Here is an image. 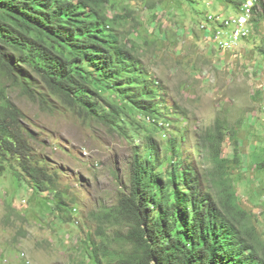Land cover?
<instances>
[{
	"label": "trees",
	"instance_id": "1",
	"mask_svg": "<svg viewBox=\"0 0 264 264\" xmlns=\"http://www.w3.org/2000/svg\"><path fill=\"white\" fill-rule=\"evenodd\" d=\"M106 2L0 0V161L14 159L33 188L53 192L63 222L72 212L71 202L56 188L55 175L27 156L22 115L5 97L6 82L32 99L28 76L34 75L76 115L119 134L135 131L138 115H148L156 124L170 110L163 90L135 54L133 41L121 40L115 30L131 13L108 20ZM257 5L264 9L262 0L255 9ZM262 19L260 13L254 24ZM106 21L112 29L106 28ZM226 130L216 119L197 132L200 142L194 133V152L201 156L203 173L194 163L184 164L174 141L162 157L153 136L146 135L131 159L127 190L111 208L91 213L97 224L94 235L87 237L92 263L264 264L243 239L253 235L252 226L238 207L230 178L228 165H238L239 155L235 150L232 159L221 156ZM231 131L227 133L233 135ZM109 227L125 231L109 237ZM113 244L117 248L112 249Z\"/></svg>",
	"mask_w": 264,
	"mask_h": 264
},
{
	"label": "rangeland",
	"instance_id": "2",
	"mask_svg": "<svg viewBox=\"0 0 264 264\" xmlns=\"http://www.w3.org/2000/svg\"><path fill=\"white\" fill-rule=\"evenodd\" d=\"M194 1L192 5L188 0H115L116 12H123V6L132 12L117 29L139 46L150 75L166 88V99L187 108L189 119L177 121L175 129L182 130V122L188 120L191 139L196 132L200 142L197 132L212 126L217 116L233 127L235 135L226 137L222 157H234L235 143H241V164L228 165L230 178L238 207L252 214L250 224L263 243L260 252L264 254V19L256 25L251 20L252 34L237 51H222L204 41L194 24L205 13H231V7L223 8L229 0ZM194 10L202 13L195 15ZM257 11L254 19L264 15L261 6ZM194 16H198L195 23ZM9 96L38 137L34 145L57 172L60 188L77 203L73 205L77 208L73 217L77 227L66 225L58 232L56 213L39 202L45 195L35 193L31 198L28 187H17V179L1 173L0 264H27V260L28 264H90L83 242L97 225L91 213L111 208L127 189L129 162L141 135L127 139L98 123H83L65 110L45 112L15 90L10 89ZM137 121L143 128L149 127ZM162 134H156L155 139L158 141ZM186 135L190 141L189 133ZM193 156L202 171L201 156ZM51 197L47 195L48 200ZM117 231L124 229L109 227L107 234L111 237ZM111 248H117L116 244ZM22 254L25 258H20Z\"/></svg>",
	"mask_w": 264,
	"mask_h": 264
},
{
	"label": "clouds",
	"instance_id": "3",
	"mask_svg": "<svg viewBox=\"0 0 264 264\" xmlns=\"http://www.w3.org/2000/svg\"><path fill=\"white\" fill-rule=\"evenodd\" d=\"M114 1L115 0H108V2L103 4L104 10L106 11V18L108 20H111V21L115 20L114 19L115 15H124V14L132 13L131 11L126 10L127 9L126 6L122 7L124 9L123 12H119V11L116 12V10L114 9ZM123 1L132 2V1H136V0H123ZM188 1H189V3H193L192 5H194V2H192L191 0H188ZM235 1L236 0H229L228 5L223 6V8L231 7L233 9L231 11V13H229V14H226L223 12L205 13L201 20L199 18L198 22H196L198 16H194L195 17L194 23L196 22V24H194V28L197 31L202 32V34L204 35L203 36L204 41L209 43V45L214 46V48L220 49L222 51H226V50L237 51L240 48L242 42L247 40L250 37V35L252 34L251 20H253V17H255L257 15V12H258L257 11L258 5H257V9H255L257 0H241L239 2L240 3L239 5L236 4ZM206 4H207V6H211L212 2H206ZM77 6H82V5H77ZM86 8H89V7H86ZM112 10H114L115 12H113ZM109 13H112L111 16L109 15ZM193 13L195 15H200V13H202V12L198 13L194 10ZM241 16H246V18H247V22L245 23V25L242 28L243 30L245 29V31H247V35H241L236 40H233V32L236 30V27L233 24L227 25L226 20H229L231 18H239ZM105 25H106V28L112 29V27H111L112 25L110 23H108L107 21H106ZM115 30L117 33H119L118 29H115ZM120 37L122 38L121 40H123V41L130 40V39H125L124 37H122V35ZM222 40L233 41V42H235V44H233L230 47H223V46H221V43H220V41H222ZM131 41H132V39H131ZM133 43L135 44L134 46H136L135 47L136 50H134L135 54L140 57V60L142 61L145 70L148 72L151 81L156 80V82H157L156 86L161 87V89L163 90L166 108L170 109V110H169L168 114L162 115L160 117V119L158 121H156V124L154 123V120L148 115L145 116V115L141 114V115L136 116L137 119L141 120L144 123H147V125L149 126L148 128H143L141 126V124L136 119V121H137L136 128L137 129L135 131L128 130L126 134H123V133L119 134V133H115V132L114 133L119 135V136H124L127 139H133L137 135H141L139 137L140 138L139 145H135L136 149L133 152L131 159H132L134 153L143 147V145L145 143V141H144L145 136L146 135L147 136L152 135L154 140H155V145L157 146L156 148L158 150L159 155H161L162 157H166L167 156V148L170 145V143H172L174 141L176 143L175 146L176 147L179 146V148H180V155H182L184 164L186 165L187 162L188 163H194V164H196V166L199 170V164H198L199 162H195V159L193 158L194 157L193 155H196L197 157H198V155L194 152V145H193L194 141H193V139H191V132H189L190 127H192L191 124L188 123V120H186V121L182 122V130L180 128L175 129L176 128L175 125H176L177 121H179L181 119H189L187 108H185L184 106L182 107V108H185V111H186V114H185L183 112V110L181 109V106L178 105L177 101H175L173 99H172V101H168L166 99V95H167L166 94V88L162 84H160V81L155 76L150 75L149 69L147 68V66L143 62L142 56L139 52V46L136 45L134 40H133ZM28 78H30L29 88L31 87V90L35 96L34 98L32 97V99H31L30 97L26 96L24 94V92L19 87H16L15 85H12V84L7 83V82H6V86H5V88H6L5 97L16 107L18 112L21 113V115H22V118L20 120H21L22 127L24 129L23 136H24V138H25V140H26V142L30 148V150L26 151L27 156L29 154H31L30 158H31V161L33 164L36 163V165H38V166H43L48 170L49 173H52L55 175V180H56L55 186H56V188L60 192H63L66 195L68 201L71 202L69 204V206L71 205L73 207L72 212L67 213L66 216L64 215V217H68L66 222H63V220H61L62 215H60L58 213L59 211L55 208V199H54L53 192H51V191L41 192V191H38L37 189L33 188L31 186V184L29 183V181L26 180L25 178H23V176H21L19 174L20 170H19L17 161H15L14 159H11L12 161H10V162L8 161L10 159H6V161H0V175H2L1 173L7 172L9 175L12 176V178H15L18 180V183H20V185H18L17 187H21L22 185L28 187L30 189V191H32V192H30L31 198L33 196L32 194H35V193L40 194V195L44 194L45 196H41L39 198V202L42 203L45 208H50L52 212L56 213L55 217L58 219V224L60 227H58L52 223H51L52 224L51 226L52 227H58L57 231L61 232L63 230L64 226L75 224V221H73V217L75 215V212L77 211V208L73 205L74 204L77 205V203L74 202V199L72 197H69L68 192H66L65 190L60 188V185L58 183L57 172L55 170H52L49 167L48 162L44 159L43 153L40 152L38 147H36L34 145L35 143H38V137L36 136L35 132L32 131L31 128L28 126L27 118L25 117L22 110L14 103V101L9 96L10 89L19 92V94L21 96L26 97L32 104L36 105L39 109H41L45 112L53 113V112L65 110L69 114L72 113L75 117H77L83 123L87 124L88 122H95V123H98L99 125L107 127L108 129H110V128L106 125H103L100 122L93 120V119H83V118L79 117L74 112H72L71 109L66 104H64L60 99L56 98L55 96L54 97L51 96L49 93V90L47 89V87L44 85V83L41 80L35 79L34 75H30V76H28ZM173 107H174V110L172 109ZM172 111H174V112L178 111L181 113L179 115H173ZM216 119L223 121L224 125L227 128V130H226L227 132H229V129H232L231 134H233V135H230L229 133L226 132L225 139L227 136L234 137L235 132H233V127H231L230 123L225 118H223L221 116H217ZM184 123H188L189 125L186 126V125H184ZM214 123H215V121H214ZM214 123H213V125H214ZM154 127H157L156 132L153 129ZM140 128H143V131H140ZM169 128H170L171 132H169L170 131V130H168ZM173 130H174V132L175 131H184V132H182L179 136H176L174 134ZM185 132L187 134L189 133L190 141H188V137H187ZM159 133H163V134H162V138H159V140L157 141L154 136L156 134H159ZM172 137H174L175 140L172 139ZM181 139H183V141H181ZM234 140L236 141V139H234ZM240 144H241L240 142H239V145H237L235 143L234 153H235V150L238 153V147L240 146ZM225 158H228V157H225ZM232 158H234V157H232ZM232 158H228V159H232ZM239 161H240V157H239ZM130 162H131V160H130ZM130 162H129V179H130ZM231 164H233V163H231ZM239 164H241V161L238 163V165ZM128 186H129V182H128L127 187ZM48 194L52 195V197L50 198V200L52 199V203L47 198ZM235 195L237 196L236 192H235ZM70 199H73V200H70ZM25 201H26V199H25ZM240 209H242L243 211H245V213L248 214V212L243 207H241ZM248 216H249L248 221L250 220L249 221V224H250V222L252 221V214H248ZM76 224L74 225L75 227H77ZM250 225L252 226L251 233H253V235L251 236V234H250V236H244L243 237V239L246 243V247H252V249L254 250L256 255L259 258L264 259V254L260 252L262 247H263V243L260 241L257 234L255 233L254 225L253 224H250ZM124 231H125V229H124ZM94 232H95V230H94ZM94 232L93 231L88 232L86 234L85 240L83 242V244L85 245V248H86L85 249V253L87 255L86 261H88L90 264H93V263H92L90 255H89L90 247H88L89 240L87 237L90 235H94ZM93 238H95L97 240L96 237H93ZM20 258H25V257L22 254V257H20ZM26 260H27V258H26ZM27 264H28V260H27Z\"/></svg>",
	"mask_w": 264,
	"mask_h": 264
},
{
	"label": "built area",
	"instance_id": "4",
	"mask_svg": "<svg viewBox=\"0 0 264 264\" xmlns=\"http://www.w3.org/2000/svg\"><path fill=\"white\" fill-rule=\"evenodd\" d=\"M244 16H241L240 20L237 21H232V24L236 27V30L233 32V37L234 40H236L239 36L244 35L245 33H247V31H245V29H242V20H243ZM235 44V42H234ZM233 44H226V43H221V46L223 47H230Z\"/></svg>",
	"mask_w": 264,
	"mask_h": 264
},
{
	"label": "bare ground",
	"instance_id": "5",
	"mask_svg": "<svg viewBox=\"0 0 264 264\" xmlns=\"http://www.w3.org/2000/svg\"><path fill=\"white\" fill-rule=\"evenodd\" d=\"M240 19H241V17H239V18H231L229 20H226V24L230 25V24H232V21H237V20H240ZM246 22H247V18H246V16H244L243 20H242V28H243V26L245 25ZM244 35H247V33H245ZM233 40H234V37H233ZM220 43L234 44L233 41H228V40H222V41H220Z\"/></svg>",
	"mask_w": 264,
	"mask_h": 264
}]
</instances>
